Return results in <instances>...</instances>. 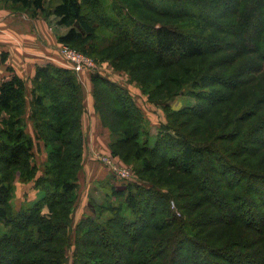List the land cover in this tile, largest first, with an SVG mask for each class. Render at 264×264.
<instances>
[{
	"label": "trees",
	"instance_id": "trees-1",
	"mask_svg": "<svg viewBox=\"0 0 264 264\" xmlns=\"http://www.w3.org/2000/svg\"><path fill=\"white\" fill-rule=\"evenodd\" d=\"M120 1L113 14L102 0L4 4L31 11L33 17L52 15L61 25L83 24L94 44L93 33L102 27L116 43L103 49L93 44L91 55L128 68L127 59L138 56L135 72L148 71L142 60L152 69L177 64L190 74L195 65L186 63L204 62V73L197 72L193 81L198 96L211 105L228 102L239 88L237 78L244 77L213 78L207 73L213 63L221 69V58L233 64L245 58V71L264 72V0H128L130 6ZM135 11L140 16L147 12L149 18L135 17ZM60 41L71 47L82 44L76 28ZM91 76L95 110L115 136L113 154L137 162L142 182L178 190L119 184L112 175L113 182L106 186L109 194L102 203L91 198L92 214L77 224L73 264H264V94L239 116L229 113L226 128L216 135L206 119L194 124L200 120L199 108L172 112L152 147L144 115L131 94L108 77ZM145 77L138 80L147 89L159 81L158 88L151 89L153 101L168 98L161 92L166 83L181 87L179 79L167 74ZM214 80L215 88L210 83ZM31 92L30 120L37 139L49 150L41 177L33 163L34 140L26 132V82L14 72L0 82V224L5 228L0 232V264H65L80 186L84 93L72 70L53 64L37 68ZM237 122L242 123L240 129ZM253 134L261 140L251 138ZM168 168L175 172L167 174ZM33 180L44 196L17 209L15 182ZM178 208L185 217L177 216ZM235 227L244 231L228 232Z\"/></svg>",
	"mask_w": 264,
	"mask_h": 264
},
{
	"label": "rangeland",
	"instance_id": "rangeland-1",
	"mask_svg": "<svg viewBox=\"0 0 264 264\" xmlns=\"http://www.w3.org/2000/svg\"><path fill=\"white\" fill-rule=\"evenodd\" d=\"M4 1L0 2L4 4ZM57 0H50L51 5L53 6ZM125 3L129 4L128 0H124ZM0 3V4H1ZM102 3L106 7V11L110 14H113L115 12L114 6L116 4H122L120 0H114V2H111V0H102ZM131 4H129L130 6ZM11 9H17L20 12L23 13H29L31 17H33L31 11H22L21 9L17 8L13 5H7ZM126 6V11H131L130 7ZM134 12L135 17L138 18H147L148 13L143 12L144 16H140L137 12ZM42 18L47 22L49 32L52 34L53 37L56 39V43L59 46V54L62 59H64L61 55V47L64 45L60 38L62 36H65L71 28H76L78 31L80 40L82 44L80 46L73 45L71 47L72 49L78 51L79 53L85 55L86 57L90 58L92 62L94 63L93 70L96 74H101L105 77H108L112 81L116 82L129 94H131L132 98L134 99L137 106L142 111L144 118H145V124L144 129L148 131V138L149 143L153 147L155 143L158 141L159 135H161L162 131V125L167 124L169 122V115L170 113L178 112L184 108H199L201 110L200 114V120L196 121L194 124H197L199 122H203L204 119L206 121H209L211 124L213 134L216 135L223 131L226 126V119L232 111L235 113L236 117L241 114V112L250 106V102L257 98L260 95L264 94V72H260V70H257L258 68H253V70L245 71V67L243 64L247 61L245 58L238 63L233 64L231 59H226V57H223L219 60L220 63L223 64L221 69H219L216 64L213 63V67L209 70V74H213V78L216 75H223L224 78H228L230 75H244V77H241L240 79L237 78V82H239V88L237 89L236 93L232 94L231 96H228L229 101L224 102L221 105L215 106L207 103V101L201 99L198 94H200V90L196 88V83H194V79L197 77L199 73H204L205 64L204 62H196V63H186L188 66L195 65L191 68V70L194 72L193 74H190L187 69H181L182 67L180 65H172L168 69H152L144 60L143 63L145 64L148 71L142 72H135L132 67L136 65L138 62L137 57H129L124 64L128 67L120 66L119 64H116L114 61H111L110 59H104L100 57H95L94 55H91L89 50H95L93 48V40L91 37L87 36L85 25H79L77 22H70L68 25H61L59 24V20L50 15L48 17L41 15ZM149 18V17H148ZM95 26H93L94 28ZM92 32V29H90ZM96 34L97 40L96 44L97 47L100 49L106 48L109 45H111L113 42L116 43L115 38L106 30H104L102 27H97L96 31L93 33ZM89 35V34H88ZM94 44V45H96ZM90 48V49H89ZM213 59V58H212ZM210 59V61H212ZM65 61V60H64ZM229 62V63H228ZM228 63V65H224ZM210 65V64H209ZM214 70V72L212 71ZM230 71V72H229ZM87 72V71H85ZM150 73L149 76L145 77L144 74ZM222 72H226L223 73ZM83 73V72H82ZM88 73V72H87ZM93 73V74H94ZM90 74V73H89ZM162 74H167L168 77H174L179 79V83L181 84V87L177 86V83L169 82L166 83L164 86V89L161 91L164 94L168 95V98L164 100V102H161L162 99H158L157 101L151 100V89L159 86V81L156 82V84L150 88L147 89L145 86L141 83H139L138 77L144 76L145 79L148 78H156L160 79L162 77ZM82 75V74H81ZM77 76L78 80L81 77ZM92 75V74H90ZM182 76H185L187 78V81H182ZM92 77V76H91ZM203 80V79H202ZM204 82V81H203ZM81 83V82H80ZM213 85V88H215V80L210 82ZM82 85V83H81ZM83 93H84V112L82 113L81 117V129H82V141H83V156L81 161V169L78 173V176H80V183H79V189L76 191V201L75 206L73 210L72 215V221H73V228L71 233V241L67 248L66 255L68 256V261L65 264H73L74 263V252L76 250V242H75V233L78 222L85 216L92 214L90 208H89V202L90 199L94 198L98 203H102L104 200V194H109V190H107V182L112 183L113 180L111 179L112 174L111 170L109 169V166H106L105 162H110L112 164V167L114 169L126 171L130 173L131 175V182L137 183V184H143L144 186H147L148 188L156 187L164 192H168V190H178L177 188L172 187H164V186H154V183L151 182H142L137 173V167L139 164L135 161H125L120 156H115L110 148L111 142L115 140V136L111 134L108 128L103 126L101 118L99 113L95 110V119L96 125L94 122H90V130L83 129L82 128V118L85 115L86 111V105H85V90L83 85ZM92 89L94 90V86L92 83ZM28 90V89H27ZM212 90V89H211ZM209 90V91H211ZM208 91V92H209ZM171 92L173 93L172 96H170ZM93 95V94H92ZM250 96L253 98L250 101H247ZM263 99H261L262 101ZM93 101L95 104L94 96ZM32 100L29 99V102L27 104V108L25 110V116L28 114L29 119L31 118L30 115H32ZM169 104V105H168ZM202 120V121H201ZM98 123L100 124V127H98ZM240 122H237V128L240 129L241 127ZM35 128V125H33ZM33 128V129H34ZM118 136H116V139ZM251 138L255 140H261V136L259 134H253ZM142 139L145 140L146 137L143 135ZM103 144L108 143V147L104 146ZM264 143V140H263ZM46 156L47 159L45 163L42 165V167H38V175L40 172V169L44 170L43 173H45L47 162H48V156H49V150L46 148ZM261 159H264V154L262 155ZM257 161V160H255ZM99 166L106 167V174L104 177H97L99 175ZM170 172H175L174 169L168 168L167 174H170ZM149 175L151 173H148ZM157 174V173H156ZM158 175V174H157ZM159 176V175H158ZM183 176V175H180ZM160 178H163L162 176H159ZM116 179V178H115ZM164 179V178H163ZM117 180V179H116ZM20 182H15V187ZM17 190V189H16ZM14 196L19 197V193L15 194ZM44 196V192L40 194V198ZM17 198L16 203H17ZM176 200V199H175ZM14 203V199H13ZM28 206H32L33 204H27ZM182 214V215H181ZM106 216L110 217L111 214H105ZM178 217H185V211L179 210L177 211ZM105 218V217H104ZM188 230H190L189 227H187ZM231 229V228H230ZM214 229H210L208 233H211ZM5 231V228L2 224H0V232ZM244 231L242 227H235L228 232H231L232 234H241Z\"/></svg>",
	"mask_w": 264,
	"mask_h": 264
},
{
	"label": "crops",
	"instance_id": "crops-1",
	"mask_svg": "<svg viewBox=\"0 0 264 264\" xmlns=\"http://www.w3.org/2000/svg\"><path fill=\"white\" fill-rule=\"evenodd\" d=\"M3 1V0H1ZM3 54L6 60H3ZM53 64L58 67L67 68L64 59L59 54V46L55 37L49 32L47 22L41 15L31 17L29 13L20 12L17 9H11L5 4H0V82L9 77L10 72H14L26 82L28 89L27 100L32 99L33 79L36 75L37 68ZM11 70V71H9ZM82 74V75H81ZM79 81L85 90L86 111L82 118V128L90 130V122H94L95 111L93 101V89L91 75L87 72L81 73ZM79 75V76H80ZM26 119V132L34 140V158L33 163L37 167H42L45 163L46 147L44 142L38 140L33 129L34 123ZM100 127V124L97 125ZM108 147V143L103 144ZM106 167L99 166V175L104 177ZM44 170L40 169L38 177L43 176ZM80 179V176H79ZM80 181V180H79ZM80 183V182H79ZM15 194L19 193V197H14V205L17 209L27 204H33L41 199L42 190L36 187L33 180L29 183L17 184ZM17 198V203L16 199Z\"/></svg>",
	"mask_w": 264,
	"mask_h": 264
},
{
	"label": "built area",
	"instance_id": "built-area-1",
	"mask_svg": "<svg viewBox=\"0 0 264 264\" xmlns=\"http://www.w3.org/2000/svg\"><path fill=\"white\" fill-rule=\"evenodd\" d=\"M61 55L65 60L67 69L72 70L77 76H79L82 72L85 71L90 74H93L95 72L93 70L94 63L92 62V60L86 57L85 55L79 53L78 51L72 49L69 45L64 44L61 47ZM104 164L106 166H109L111 174L117 179V182H119V184L131 182L130 173L126 172L125 170L122 171L114 169L110 162H105Z\"/></svg>",
	"mask_w": 264,
	"mask_h": 264
}]
</instances>
